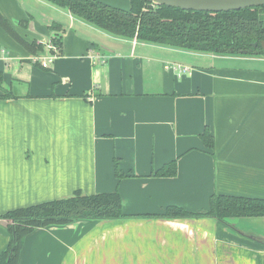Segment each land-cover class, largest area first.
Returning a JSON list of instances; mask_svg holds the SVG:
<instances>
[{"label":"crops","instance_id":"0c3cea01","mask_svg":"<svg viewBox=\"0 0 264 264\" xmlns=\"http://www.w3.org/2000/svg\"><path fill=\"white\" fill-rule=\"evenodd\" d=\"M0 12L30 43L62 39L44 68L0 26V256L6 212L118 192L129 216L39 227L18 264H264V217L160 215L204 212L213 194L264 199L263 55L116 37L44 0ZM170 162L176 174H154Z\"/></svg>","mask_w":264,"mask_h":264},{"label":"trees","instance_id":"16d2710c","mask_svg":"<svg viewBox=\"0 0 264 264\" xmlns=\"http://www.w3.org/2000/svg\"><path fill=\"white\" fill-rule=\"evenodd\" d=\"M44 1L67 9L74 17L116 37L135 38L149 44L198 53L264 56L260 45L264 41V6L214 13L158 5L150 0H131L129 9L115 7L102 0ZM0 26L33 54L44 53V44L27 41L1 12ZM51 28H60V24H53ZM61 40L56 34L51 39L58 50L61 49ZM2 78L0 73V87ZM203 139L207 146L213 147L214 136L210 130L206 129ZM176 172V162H170L154 174L170 176ZM160 215L168 218L212 216L220 220L264 217V199L213 194L209 208L204 212L186 211L171 205ZM127 216L123 211V198L118 192L85 195L77 191L68 198L8 211L1 218L10 222L11 240L0 256V264H18L26 236L39 227L71 224L81 219H122Z\"/></svg>","mask_w":264,"mask_h":264},{"label":"water","instance_id":"95a60500","mask_svg":"<svg viewBox=\"0 0 264 264\" xmlns=\"http://www.w3.org/2000/svg\"><path fill=\"white\" fill-rule=\"evenodd\" d=\"M149 1V0H148ZM158 5H168L185 10L227 12L246 9L248 7L264 6V0H150ZM256 43H254V46ZM264 51V41L260 43Z\"/></svg>","mask_w":264,"mask_h":264},{"label":"built area","instance_id":"2783aa9c","mask_svg":"<svg viewBox=\"0 0 264 264\" xmlns=\"http://www.w3.org/2000/svg\"><path fill=\"white\" fill-rule=\"evenodd\" d=\"M44 44L46 45L47 51H49V53L44 52V54H38L36 55L35 60L39 61L42 67L47 68L60 55V51L58 50L57 46L52 43V41L45 42ZM98 57L101 58L104 56L101 55ZM184 69H188V67H185Z\"/></svg>","mask_w":264,"mask_h":264},{"label":"rangeland","instance_id":"374dc122","mask_svg":"<svg viewBox=\"0 0 264 264\" xmlns=\"http://www.w3.org/2000/svg\"><path fill=\"white\" fill-rule=\"evenodd\" d=\"M102 1L109 3L113 6H120V7L122 6L121 8H124V9L125 8L128 9L130 7V0H102ZM121 4H124V6Z\"/></svg>","mask_w":264,"mask_h":264}]
</instances>
